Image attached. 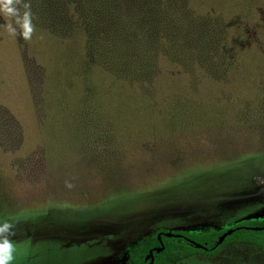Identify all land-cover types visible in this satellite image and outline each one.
Here are the masks:
<instances>
[{"label": "rangeland", "instance_id": "1", "mask_svg": "<svg viewBox=\"0 0 264 264\" xmlns=\"http://www.w3.org/2000/svg\"><path fill=\"white\" fill-rule=\"evenodd\" d=\"M196 5L227 12L243 30L232 26L226 46L241 43L255 60L231 74L223 65L214 78L202 73L216 86L206 92L214 114L197 109L193 120L148 125L86 107L81 30L59 42L35 27L25 41L8 34L0 15V222L16 224L12 264H129V248L158 228L201 233L264 221V0ZM240 32L250 42H233ZM168 98L152 108L159 119ZM176 264H264V253L233 243Z\"/></svg>", "mask_w": 264, "mask_h": 264}, {"label": "trees", "instance_id": "2", "mask_svg": "<svg viewBox=\"0 0 264 264\" xmlns=\"http://www.w3.org/2000/svg\"><path fill=\"white\" fill-rule=\"evenodd\" d=\"M30 3L35 27L47 29L59 42H69L70 34L81 30L84 44L75 47L82 49L77 70L91 82V98L86 107L92 104L98 116L121 123L148 125L154 120L172 123L173 119L185 117L193 120V110L197 109L206 111L201 112L203 117L214 114L218 107L213 106L206 92L213 93L216 86L202 73L214 78L217 71H213L223 65L224 75L231 74L237 72L231 66L250 65L246 58L250 62L255 60L245 54L241 43L226 46V42H232L229 40L232 26L236 31L243 30L242 26L228 23L227 12L224 15L204 8L202 11L196 5L197 0H30ZM244 33L240 32L233 42L246 39L250 42ZM97 74L102 76L101 87L96 84ZM190 79L193 83H189ZM195 86L202 88L197 96ZM163 95L169 97V103L167 108L163 103L160 120L152 108ZM230 229L234 231L218 244ZM233 243L252 244L264 253V221L245 220L230 228H211L201 233L158 228L129 248L128 261L176 264L198 253L214 254Z\"/></svg>", "mask_w": 264, "mask_h": 264}, {"label": "clouds", "instance_id": "3", "mask_svg": "<svg viewBox=\"0 0 264 264\" xmlns=\"http://www.w3.org/2000/svg\"><path fill=\"white\" fill-rule=\"evenodd\" d=\"M0 15L8 18L4 25L9 35L19 36L30 41L35 32L30 0H0ZM68 187H72L69 183ZM16 224L9 220L0 222V264H12L16 247L13 237L16 236Z\"/></svg>", "mask_w": 264, "mask_h": 264}, {"label": "water", "instance_id": "4", "mask_svg": "<svg viewBox=\"0 0 264 264\" xmlns=\"http://www.w3.org/2000/svg\"><path fill=\"white\" fill-rule=\"evenodd\" d=\"M233 231H234V229H230V230H228V231L223 235V237L219 240L218 244L222 243L223 240L225 239V237H226L227 235L231 234ZM161 249H162V248H161Z\"/></svg>", "mask_w": 264, "mask_h": 264}, {"label": "flooded vegetation", "instance_id": "5", "mask_svg": "<svg viewBox=\"0 0 264 264\" xmlns=\"http://www.w3.org/2000/svg\"><path fill=\"white\" fill-rule=\"evenodd\" d=\"M167 229V228H166ZM169 230V229H168ZM171 231V230H170Z\"/></svg>", "mask_w": 264, "mask_h": 264}]
</instances>
